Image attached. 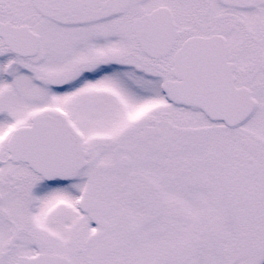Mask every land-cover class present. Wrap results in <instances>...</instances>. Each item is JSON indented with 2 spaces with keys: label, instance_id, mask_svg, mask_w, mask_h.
I'll list each match as a JSON object with an SVG mask.
<instances>
[{
  "label": "snow or ice",
  "instance_id": "1",
  "mask_svg": "<svg viewBox=\"0 0 264 264\" xmlns=\"http://www.w3.org/2000/svg\"><path fill=\"white\" fill-rule=\"evenodd\" d=\"M0 264H264V0H0Z\"/></svg>",
  "mask_w": 264,
  "mask_h": 264
}]
</instances>
